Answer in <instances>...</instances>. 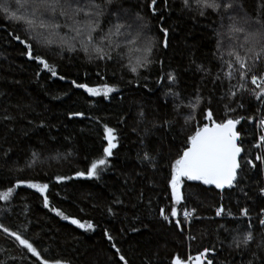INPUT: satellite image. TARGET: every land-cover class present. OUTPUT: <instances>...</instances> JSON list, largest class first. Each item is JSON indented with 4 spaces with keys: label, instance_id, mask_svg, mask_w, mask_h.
I'll return each mask as SVG.
<instances>
[{
    "label": "trees",
    "instance_id": "1",
    "mask_svg": "<svg viewBox=\"0 0 264 264\" xmlns=\"http://www.w3.org/2000/svg\"><path fill=\"white\" fill-rule=\"evenodd\" d=\"M121 2L144 17L147 25L144 31L152 41L148 54L152 63L138 68L136 73L130 68L144 53L137 52L135 45L125 48L123 59L116 58V51L112 53L113 60H98L94 54L90 59L80 50V38L72 41L75 33L62 29L60 34L67 32L65 39L75 50L69 51L67 45L61 50L58 43L50 48L35 46L34 54L45 56L55 65L58 76L52 77L29 60L24 46L10 35L24 37L23 26L9 23L0 13V91L5 94L0 97V119L6 107L17 114L18 110L9 106L10 101L19 104L28 119L37 123L44 120L47 124L43 129H32L18 116L15 131L10 135L0 125V145L4 149L13 146L9 157L4 158L7 163L0 160V192L13 188L10 199L0 201V223L33 242L41 259L49 264L55 260L62 264H116L118 256L112 243L126 255L129 264H171V258L177 255L185 260L192 257L195 264V257L205 248L215 249L202 258L213 260V264H247L250 255L238 253L229 244L233 236L247 229L249 222L254 231H259L258 216L264 209V196L259 194V188L264 185V174L258 169L246 166L240 173L245 180L236 188L217 189L214 185L186 181L181 189L184 201L177 205L178 218L183 220L185 208H195L194 215L201 219H193L183 232L159 216V209H165L167 214L171 207L167 164L183 149L187 136L203 123H209L202 115L207 109H211L217 122L226 117H254L252 121L241 120L237 131L246 149L243 155L247 154L260 166L254 159L259 155L258 149L252 145L258 136L261 111L257 112V108L262 109L261 105L239 88L238 76L229 80L226 75L229 69L225 62L233 59L228 52L233 47L240 51L238 45L243 37L233 36L231 41L225 37L218 48L216 33H227V16L224 28L220 27V17L210 10L206 17L193 19V13L181 11V0H169L171 11H164L161 0H157L155 15L151 0ZM237 2L243 5L242 14L254 18L264 0ZM161 12L163 21L159 19ZM77 19L83 21L84 17ZM64 22L62 18L59 20L61 24ZM102 27L107 29V20L102 21ZM161 27L168 29L167 47L163 46ZM200 67L208 72L200 71ZM170 73L176 77V83L167 79ZM217 76L221 79L217 80ZM73 80L101 92L105 84L116 91L107 98L102 94L92 96L73 86ZM245 83L254 87L250 81ZM197 97L200 102L195 110L184 107L196 103ZM177 105L181 106V116L174 111ZM141 111L145 113L143 117L139 115ZM73 112L83 115L70 116ZM190 112L194 119L185 123ZM262 112L264 116V107ZM165 119L173 122L171 127H151L153 120ZM105 126L114 129L117 144L113 155L106 158L108 164L102 166L98 178L76 177L77 171L86 172L93 160L104 156L103 148L108 143ZM146 128L150 129L148 135ZM22 129L28 131L27 137L21 134ZM5 138L8 142H4ZM147 149L160 154L155 169L140 159ZM33 150L41 153L43 163L28 168ZM56 153L61 154L59 159H47ZM57 175L69 179L57 182ZM18 179L46 183L49 187L42 195L26 185L15 187ZM44 196L49 201L47 208ZM116 200L121 203H115ZM221 206L225 212L218 217L215 213ZM110 207L113 213L108 212ZM53 208L81 222L90 221L94 230L86 231L71 224L70 220L57 216ZM241 209H247L250 216H242ZM229 212L231 216L227 215ZM133 227L139 231H131ZM105 230L114 238L111 242L104 235ZM0 264H40V260L14 237L0 231Z\"/></svg>",
    "mask_w": 264,
    "mask_h": 264
},
{
    "label": "snow or ice",
    "instance_id": "2",
    "mask_svg": "<svg viewBox=\"0 0 264 264\" xmlns=\"http://www.w3.org/2000/svg\"><path fill=\"white\" fill-rule=\"evenodd\" d=\"M164 11H171L169 6V0H161ZM152 13L156 14L159 5L157 0H151ZM15 8V10H13ZM242 4H239L237 0H181V11L187 10L189 13H193V19L196 16L206 17L209 10L216 13L222 23L221 28H224L223 20L225 16L229 21L227 25V33L217 32V47L221 46L222 40L227 37L229 41L235 36L239 39L243 37V42L238 45L240 51H236L235 48H231L228 55L233 59L226 61L227 78L233 79L234 76H238L239 88L248 92L251 97L259 102L260 105H264V2L259 5L260 11L257 15L249 17L247 14H242ZM0 13L3 14V19L9 23H16L23 26L25 33L24 37L19 34L12 33L10 35L18 41L26 49L25 55L29 60L35 61L38 66H41L43 70H46L52 77H57L58 73L54 64L42 55L34 54L35 46L48 47L53 44H59L61 50L63 46L67 45L69 51H73L74 46L65 39L67 32L62 36L60 34L62 29H68V31L75 33L70 39L75 41L78 37L80 50H82L89 58L98 60H113V51H116V58L123 59V53L125 48L135 45L137 52H142L144 55L136 59L135 66L130 68L133 73L137 72L140 67H147L152 63L148 59V54L152 51V41L146 35L145 28L147 25L144 23V17L139 13H133L131 10L125 8L121 0H86V3H80V0H0ZM83 16L84 20L77 19L79 16ZM65 22L59 23L60 19ZM159 19L163 21L165 19L163 12L160 13ZM107 20V29L102 27V21ZM160 31L163 33L164 40L163 46L167 47L168 29L161 27ZM119 50V51H117ZM131 50V49H129ZM200 71L208 72L203 67L199 68ZM210 74V73H209ZM37 76L40 72L37 71ZM59 79L64 80V76H59ZM167 79L176 83V77L171 73ZM217 80L221 79L219 76ZM246 81H250V87ZM159 82V81H158ZM19 83V81H16ZM72 85L76 88L84 89L92 96L103 95L108 97L109 93L116 91L114 87H110L107 84L102 85V92L99 88L89 87L87 84L77 83L75 80L71 81ZM232 87H235L233 85ZM171 91V89H169ZM231 91V89H230ZM4 92L0 91V97H3ZM179 95V93H176ZM232 96H235V92H231ZM200 102V98L197 97L196 103H190L184 107H188L195 110ZM9 106L18 110L17 114L9 112L8 108L4 109L5 115L0 119V125L5 129V134L10 135L15 131V125L18 122V116L20 121H26L27 125L32 129H43L47 127L44 120H40L38 123L32 119H28L27 115L20 109L19 104H11ZM28 107L31 110L30 106ZM180 105L174 108L176 116H181ZM243 107V104L240 105ZM229 111H234L229 109ZM261 111L257 108V112ZM80 112H73L70 116H82ZM141 117L145 115L143 111L139 114ZM203 119L209 123H203L197 127L191 135L186 137L185 146L177 153L176 157L170 160L167 164L168 178L167 185L171 190L170 212L166 214L165 209H159V216L169 224L180 230L184 231L186 227H189L193 219H201L199 216H195V208L190 210L184 209L182 212L183 220L178 218L177 205H182L184 196L181 192L182 186L186 181H198L203 185H214L217 189L224 188H236L241 186L245 177L240 173L245 170L246 166H250L252 169H258L264 174V154L256 155L254 159L260 162V166L253 162V159H249L246 153V149L242 146L243 141L240 140V133L237 131L236 126L243 119L252 121L254 117H239L231 118L226 117L219 122L214 119V114L211 109L205 110L202 114ZM194 119L191 112L185 117V123ZM172 121L167 119L157 122L152 121V128L171 127ZM257 127L260 129V134L256 138V142L252 147L256 149H264V118H260L257 123ZM23 136H28L27 130L21 131ZM145 134H150V129H145ZM54 139V138H53ZM105 139L107 140V146L103 148L104 156L93 160L90 166L85 171H77L76 177L98 178L102 166L108 164L107 157L113 155V149L117 147L114 142L116 136L114 129L105 126ZM239 141V142H238ZM4 142H8L5 138ZM141 144H144V138H141ZM13 146L10 144L7 149H4L0 145V160L7 163L4 160L5 157H9L12 152ZM70 155V153H69ZM157 155L154 154L151 149H147L140 157L141 161L146 166L153 169L158 167ZM61 157L60 153H56L53 156L47 157L50 160H57ZM30 163L28 168H32L37 162L43 163L41 159V153L38 151H31L29 154ZM244 161L242 164L241 161ZM56 181H63L69 179L66 176L57 175ZM26 185L28 188L35 189L42 195L48 189V184L33 183L23 179L16 181L15 187ZM259 194L264 196V187L259 188ZM13 195V188L9 187L6 191L0 192V201H8ZM245 195H247L245 193ZM115 203H121L116 200ZM44 207H49V201L47 196H44ZM64 220H70L71 224L76 225L79 228L87 230H94V225L88 222H81L79 219L71 218L65 215L59 209H51ZM109 213H113V209L108 208ZM225 210L223 206L216 210V216L224 214ZM227 215L231 216L229 212ZM242 216H248L247 209H241ZM259 231H254L251 222L248 223L247 229L236 236H233L230 248H234L238 253L243 255H250V259L247 264H264V209L260 210L258 216ZM219 227H223L220 225ZM0 231L8 236L14 237L19 244L26 249L33 257L40 260V264H49L46 259H41L40 253L34 246L33 242L20 235L17 231H13L11 228L0 223ZM123 231V230H122ZM133 232L139 231V229L133 227ZM227 231V229H225ZM104 235L111 242L114 238L105 230ZM195 239V237H190ZM112 248L116 249V255L118 261L116 264H129L125 254H122L121 249L117 247L115 243L111 244ZM215 249L205 248L201 253L195 257L196 264H203L202 258L206 257V254ZM193 258L188 257L187 260L182 259L180 256H173L171 258V264H189ZM52 264H62L60 260H55ZM207 264H213V260L207 259Z\"/></svg>",
    "mask_w": 264,
    "mask_h": 264
},
{
    "label": "built area",
    "instance_id": "3",
    "mask_svg": "<svg viewBox=\"0 0 264 264\" xmlns=\"http://www.w3.org/2000/svg\"><path fill=\"white\" fill-rule=\"evenodd\" d=\"M263 107H264V105H261V108H262V109H263ZM262 109H261V112H260V115H259L258 120H259V119L261 118V116H262V114H261V113H262ZM257 123H258V122H257ZM259 134H260V133H259ZM259 134H258V135H259ZM258 152H260L259 155L264 154V149H258ZM263 187H264V185H263ZM259 215H260V214H259ZM248 216H250V215L248 214ZM248 216H247V217H248Z\"/></svg>",
    "mask_w": 264,
    "mask_h": 264
},
{
    "label": "rangeland",
    "instance_id": "4",
    "mask_svg": "<svg viewBox=\"0 0 264 264\" xmlns=\"http://www.w3.org/2000/svg\"><path fill=\"white\" fill-rule=\"evenodd\" d=\"M262 115H263V112L261 113ZM264 118V116H261V118ZM260 133V129L257 127V130H256V134L258 135ZM260 153V152H259ZM182 192V191H181ZM202 261H203V264H207V258H206V260H204V259H202ZM189 264H192V260L191 261H189ZM195 264H196V262H195Z\"/></svg>",
    "mask_w": 264,
    "mask_h": 264
},
{
    "label": "water",
    "instance_id": "5",
    "mask_svg": "<svg viewBox=\"0 0 264 264\" xmlns=\"http://www.w3.org/2000/svg\"><path fill=\"white\" fill-rule=\"evenodd\" d=\"M236 129H237V126H236ZM240 137H241V135H240ZM239 142V141H238ZM242 155H243V153H242Z\"/></svg>",
    "mask_w": 264,
    "mask_h": 264
}]
</instances>
